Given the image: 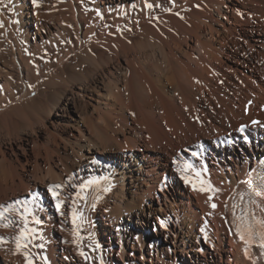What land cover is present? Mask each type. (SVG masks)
Returning <instances> with one entry per match:
<instances>
[{"label": "bare ground", "instance_id": "1", "mask_svg": "<svg viewBox=\"0 0 264 264\" xmlns=\"http://www.w3.org/2000/svg\"><path fill=\"white\" fill-rule=\"evenodd\" d=\"M0 21V264H264L237 230L264 218V0H0Z\"/></svg>", "mask_w": 264, "mask_h": 264}, {"label": "snow or ice", "instance_id": "2", "mask_svg": "<svg viewBox=\"0 0 264 264\" xmlns=\"http://www.w3.org/2000/svg\"><path fill=\"white\" fill-rule=\"evenodd\" d=\"M33 3H36V0H33ZM149 8L152 7L151 4L148 5ZM4 26L3 21H0V28H2ZM29 87H33V85H29ZM255 123V122H254ZM240 131L243 132L244 128L241 127ZM193 156L198 155L197 153H192ZM192 165L191 164H185L184 168H191ZM181 171H184V169H181ZM197 175L199 176L200 173H197ZM185 180H188V177L185 176L184 177ZM93 183H96L95 181H89L87 184H82L80 185L81 189H86L87 187H89L90 185H92ZM202 185H206V187L201 186L200 187V191L202 192H208L209 193V201H211L213 199L212 193L218 192L219 189H217L215 186H213L209 181H201ZM249 184H251V182L249 181ZM62 185H51L48 189V191L51 193V195L56 198L59 195V190L62 189ZM193 187L195 188V184L193 185ZM108 188H104L103 191H108ZM244 196L243 194L241 195V201H243ZM250 204L254 205V201H252L250 199ZM62 201L57 200L56 203V207L59 210L60 205H61ZM15 204L17 205H25V207H23V209L20 211V216L21 219L23 220V224L24 227H21L19 230V235L15 237V244H16V248L17 250H20L22 248H27L28 244L31 242V233L35 232V229H29L27 227L28 225V217L31 215V210L28 209L26 207L27 201H16ZM3 207V206H0ZM211 207L213 209H215L217 207V205L215 203H211ZM8 209L12 208V205L7 206ZM7 210V209H6ZM5 210V211H6ZM5 211H0V222H3L5 220H8L9 217L6 216ZM240 220H241V224L237 225V230L240 234V238L242 240L245 239V234H247V236L249 237V239H251L254 236H258L260 241H261V247H264V218L258 217L255 213V211L250 207L247 212H243L241 213L240 216ZM36 223H39V221H36ZM73 223H75V218L73 219ZM5 226H8L7 224H5ZM257 226H258V230H257ZM6 242L5 238L0 237V244ZM40 247H43V245H40ZM25 255H27V253H25ZM81 255H84L83 252H81ZM28 264H32L31 261H28Z\"/></svg>", "mask_w": 264, "mask_h": 264}]
</instances>
